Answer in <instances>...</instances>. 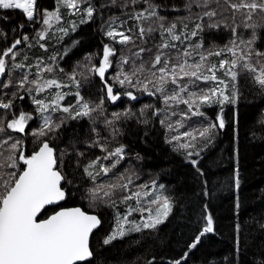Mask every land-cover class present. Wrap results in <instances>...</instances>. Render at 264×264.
Here are the masks:
<instances>
[{
  "label": "trees",
  "instance_id": "16d2710c",
  "mask_svg": "<svg viewBox=\"0 0 264 264\" xmlns=\"http://www.w3.org/2000/svg\"><path fill=\"white\" fill-rule=\"evenodd\" d=\"M34 5L31 21L0 7V205L47 143L65 199L39 220L71 207L100 220L81 264H264V0ZM57 88L65 111L42 125L39 101ZM161 187L170 212L142 227L146 192Z\"/></svg>",
  "mask_w": 264,
  "mask_h": 264
},
{
  "label": "water",
  "instance_id": "95a60500",
  "mask_svg": "<svg viewBox=\"0 0 264 264\" xmlns=\"http://www.w3.org/2000/svg\"><path fill=\"white\" fill-rule=\"evenodd\" d=\"M4 76L0 65V86ZM125 97L132 102L141 98ZM62 185L55 153L43 143L1 202L0 264H81L91 258L89 240L100 225L96 215L71 207L39 220L44 209L64 202Z\"/></svg>",
  "mask_w": 264,
  "mask_h": 264
},
{
  "label": "rangeland",
  "instance_id": "374dc122",
  "mask_svg": "<svg viewBox=\"0 0 264 264\" xmlns=\"http://www.w3.org/2000/svg\"><path fill=\"white\" fill-rule=\"evenodd\" d=\"M63 1H65V3L68 2L69 4H71V7L73 6V0H63ZM34 6H35L34 0H0V7L1 8L17 7L24 13L25 17L29 21H31L34 17ZM58 21H59L58 17H56L54 15H50L44 20L45 25L48 28H50V27L56 28V26H57L56 24ZM46 29L47 28H45V31L42 33L43 37L45 36L46 31H49L48 29L47 30ZM108 55H109V52L105 48L103 50L101 65L98 69L99 75L105 74V72L108 71V64H107ZM37 78H38V74H37ZM39 78H41V76ZM45 89H46L45 85L43 84V87H41L42 94L43 93L47 94L48 91ZM72 94H75V93H72ZM72 94H70V95H72ZM67 95L68 94H66L64 90L57 88V91L55 92L54 95H52L48 98H46V96H44L43 97L44 100L39 101L40 106H39L38 110H40L41 113H43V116L41 117V124L42 125H44L50 121V117H52L51 114H53L55 111H57V110L65 111V109L62 106V102H61L62 100L61 99L66 97ZM76 100H77V103H79L80 108L83 110L84 107L79 102L78 97L76 98ZM67 108H69V106H67ZM21 120L22 121L19 122V124H21L20 127L23 128V127L27 126V120L28 119L22 118ZM14 128H15V126H14ZM38 128L40 129V127H38ZM146 195L147 196L154 195L155 198L150 199L149 201H145V203L147 206H152L155 208L153 211L148 210L140 218L141 226L142 227H150V226L153 227L155 224H159L166 219V217L168 216V214L170 212V206H169V203L167 202V200L165 199V193L162 191V187L160 188V190H156V192H153L152 189H148L146 192ZM143 197H145V195ZM148 199L145 198V200H148ZM160 199H164V200H160ZM153 205H157V206H153ZM130 213L131 212H128L127 214H130ZM115 228L116 229L112 235V238L115 236H121L122 234H124V232H126V229L128 230L126 218L124 217V219L120 220L118 222V226Z\"/></svg>",
  "mask_w": 264,
  "mask_h": 264
},
{
  "label": "bare ground",
  "instance_id": "6f19581e",
  "mask_svg": "<svg viewBox=\"0 0 264 264\" xmlns=\"http://www.w3.org/2000/svg\"><path fill=\"white\" fill-rule=\"evenodd\" d=\"M210 1H211V0H210ZM201 2H202V1H201ZM216 2H217V1H216ZM208 4H209V2H208ZM88 11H89V10H88ZM81 12H82V11H81ZM47 14H48V13H47ZM76 22H77V21H76ZM197 24H198V23H197ZM73 25H74V24H73ZM74 26H75V25H74ZM72 27H73V26H72ZM69 29H70V28H69ZM75 29H76V28H75ZM154 32H155V31H154ZM244 32H245V30H244ZM244 32H243V33H244ZM104 35H105V34H104ZM239 35H241L240 32H239ZM247 35H248V33H247ZM240 37H241V36H240ZM247 38H248V37H247ZM241 39H242V37H241ZM51 60H52V59H51ZM51 60H49V61H51ZM53 60H54V59H53ZM30 61H31V60H30ZM32 61H33V60H32ZM46 62H47V61H46ZM44 63H45V62H44ZM49 63H51V62H49ZM45 64L48 65V62L45 63ZM41 66H42V65H41ZM44 66H45V65H44ZM53 66H54V65H53ZM45 67H46V66H45ZM55 67H56V66H55ZM63 67H64V66H63ZM65 67H66V66H65ZM23 68H26V67H23ZM37 68H38V67H37ZM52 68H53V67H52ZM52 68H51V70L54 69V68H53V69H52ZM56 68H57V67H56ZM45 69H46V68H45ZM61 69H62V68H61ZM21 70H22V69H21ZM38 70H39V69H38ZM47 70H49V69H47ZM54 70H56V69H54ZM64 70H65V69H64ZM73 70H74V69H73ZM133 70H134V68H133ZM39 71H40V70H39ZM58 71H59V70H58ZM134 71H135V70H134ZM27 72H28V71H27ZM46 72H47V71H46ZM51 72H52V71H51ZM54 72H55V71H54ZM62 72H63V71H62ZM62 72L59 71V76H58V77L61 76L60 73H62ZM67 72H69V71L67 70ZM34 73H35V72H34ZM48 73H49V72H48ZM55 73H56V72H55ZM63 73H64V72H63ZM63 73H62V74H63ZM71 73H72V72H71ZM20 74H21V73H20ZM36 74H37V73H36ZM38 74H40V73L38 72ZM65 74H66V72H65L63 75L65 76ZM31 75H32V74H31ZM49 75H50V74H49ZM51 75H53V74H51ZM33 76H34V75H33ZM35 76H36V75H35ZM53 76H54V75H53ZM68 76H70V75H68ZM48 77H49V76H48ZM51 77H52V76H51ZM71 77H73V76L71 75ZM63 78H64V77H63ZM68 78H69V77H68ZM37 79H38V78H37ZM59 79H60V78H59ZM134 79H135V78H134ZM136 79H137V78H136ZM21 81H22V80H21ZM79 81H80V80H79ZM44 82H45V81H44ZM35 83H36V82H35ZM42 84H43V83H42ZM79 84H80V83H79ZM81 84H82V83H81ZM81 84H80V85H81ZM83 84H84V83H83ZM32 85H33V84H32ZM40 85H41V83H40ZM64 85H65V84H64ZM149 86H150V84H149ZM29 87H30V86H29ZM29 87H28V88H29ZM74 88H75V87H74ZM86 88H87V87H86ZM79 89H80V88H79ZM104 89H105V88H104ZM135 90H136V89H135ZM68 91H69V90H68ZM100 91H102V90L100 89ZM137 91H138V90H137ZM101 93H102V92H101ZM61 95H62V94H61ZM103 95H104V94H103ZM98 96H99V95H98ZM100 97H102V96L100 95ZM33 100H34V99H33ZM95 100H96V99H95ZM85 101H86V100H85ZM98 101H99V99H98ZM100 101H103V98H102V100L100 99ZM124 101H125V100H124ZM45 102H46V101H45ZM72 103H73V102H72ZM86 103H87V102H86ZM97 103L99 104V102H97ZM88 105H89V104H88ZM99 105H100V104H99ZM128 106H129V105H128ZM129 107H130V106H129ZM137 108H138V107H137ZM222 108H223V107H222ZM133 109H134V108H133ZM133 109H132V110H133ZM163 109H164V108H163ZM132 110H131V112H132ZM137 110H138V109H137ZM137 110H135V111H137ZM99 111H100V110H99ZM164 111H165V110H164ZM100 112H101V111H100ZM100 112H98V114H99ZM132 113H133V112H132ZM100 114H101V113H100ZM100 114H99V115H100ZM101 115H102V114H101ZM134 115H135V114H134ZM137 115H138V114H136V116H137ZM139 117H140V116H139ZM170 120H171V119H170ZM171 121H172V120H171ZM174 122H175V120H174ZM171 124H172V123H171ZM174 124H175V123H174ZM166 127H167V126H166ZM168 127H169V126H168ZM169 130H170V127H169ZM167 131H168V130H167ZM167 131H166V132H167ZM171 132H172V131H171ZM171 132H170V133H171ZM167 134L169 135V133H167ZM198 146H199V145H198ZM198 146H197V148H198ZM116 147H117V146H115L114 149H116ZM120 148H121V146H120ZM116 150H117V149H116ZM111 152H114V151L112 150ZM114 153H115V152H114ZM116 154L120 155L119 153H116ZM113 156H114V155H113ZM117 157H118V156H117ZM136 159H137V158H136ZM114 160H115V159H114ZM114 160L111 159V162H113ZM134 160H135V159H134ZM134 160H133V162H134ZM130 163H132V162H130ZM130 163H129V164H130ZM134 163H136V160H135ZM130 165H131V164H130ZM132 165H133V164H132ZM108 166H109V165H108ZM106 169H107V168H106ZM111 171H112V169H111ZM111 171H110V172H111ZM93 175H94V174H92V176H93ZM106 177H107V176H106ZM106 181H107V180H106ZM110 182H111V183H114L113 181H110ZM110 182H107V183H110ZM111 183H110V184H111ZM109 186H110V185H109ZM111 186L114 187V185H111ZM111 186H110V187H111ZM105 187H106V186H105ZM110 187H108L107 189H109ZM111 188H112V187H111ZM99 190H101V189H99ZM99 190H98V192H99ZM102 190H104V189H102ZM112 190H113V189H112ZM112 190H110V191L112 192ZM111 192H110V193H111ZM100 194H101V193H100ZM108 194H109V193H108ZM88 196H89V195H88ZM88 196H87L86 199L89 198ZM98 200H99V199H98ZM98 200H97V202H98L99 204H101V203L103 204V202L101 201L102 199H100L99 201H98ZM106 200H108V199H104V204H103V205H105V207H108L109 205H106V204H107V203L105 202ZM84 201H85V200H84ZM93 201H94V199H93ZM100 201H101V202H100ZM112 201H113V200H112ZM119 201H120V200H119ZM105 203H106V204H105ZM109 203H111V202L108 201V204H109ZM89 204H90V203H89ZM114 204H115V203H114ZM110 205H111V204H110ZM89 206H90V205H89ZM98 207H99V206H98ZM101 207H102V205L100 206V208H101ZM91 208H92V207H91ZM93 208H94V207H93ZM93 208H92V209H93ZM95 208H96V206H95ZM108 209H110V208H108ZM124 209H125V212H126V208H124ZM128 209H129V208H128ZM128 209H127V210H128ZM112 217H113V216H112ZM112 221H113V220H112ZM114 223H115V222H114ZM112 226H113V225H112ZM153 227H154V226H153ZM108 229H110V228H108ZM142 229H144V228H142ZM146 229H147V228H146ZM138 230H139V229H138ZM104 239H105V238H104ZM106 241H107V240H106Z\"/></svg>",
  "mask_w": 264,
  "mask_h": 264
}]
</instances>
